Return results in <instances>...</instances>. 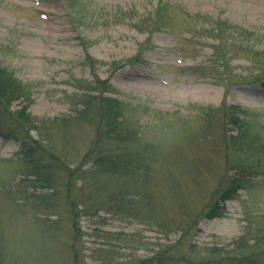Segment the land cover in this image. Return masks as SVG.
<instances>
[{
  "label": "rangeland",
  "instance_id": "rangeland-1",
  "mask_svg": "<svg viewBox=\"0 0 264 264\" xmlns=\"http://www.w3.org/2000/svg\"><path fill=\"white\" fill-rule=\"evenodd\" d=\"M0 67L23 89L0 100V264H264V0H0ZM97 80L122 136L84 109ZM226 106L260 154L230 142Z\"/></svg>",
  "mask_w": 264,
  "mask_h": 264
},
{
  "label": "trees",
  "instance_id": "trees-1",
  "mask_svg": "<svg viewBox=\"0 0 264 264\" xmlns=\"http://www.w3.org/2000/svg\"><path fill=\"white\" fill-rule=\"evenodd\" d=\"M259 82L264 83V81ZM97 83L98 84L94 86L90 85V87H88L87 90L91 92V94L89 93L83 102L84 109L87 111V114H95V116L97 117L98 130L101 133L107 132L111 136H122V104L114 98L104 96V93L107 92V90H105L104 92L101 91L104 88V85L107 86L105 82L97 80ZM22 92L23 89L17 79H15V77L11 73L7 72L4 68L0 67V100L10 103L23 99ZM95 92L98 93V95L93 94ZM19 114L26 124H31L32 120L29 117L30 115L26 113L25 110H22ZM240 114H243L241 108L232 106H226V108L224 107V115L227 118V122L230 121V124L235 126L237 128V131L239 130V132H237L235 136L229 137L230 142L241 153L245 152L246 154L252 155L260 154V152H262L260 143L259 141L254 140V138L251 139V137H248L249 131L247 128H245V122L243 121V119H241ZM83 116L88 117V115L86 114H83ZM39 150L41 151V147L37 144V142L34 141V143H31L27 140L26 137L22 139L21 152L26 156V158H30V162L32 163V167L30 168V170H32L33 175L36 177L41 176L42 171L45 169V167H43L42 165L41 160L37 158V156L39 155ZM110 157L106 156V154H104V156L100 154V156L97 157V159L95 160V164L99 168L98 171L111 172L120 168L117 160L111 159ZM244 172L245 171L241 172L240 170L239 172H236V174L232 177L226 179V186L220 192L219 197L211 205V208L206 215L207 219L212 220L221 217L224 214L226 202L233 199L236 194H238V191L242 189L245 182V177L246 179H248L247 173ZM250 178L251 176L249 177V179ZM176 261V257L171 258L169 261L167 259H159L156 257L141 264H174V262ZM240 264L258 263H256V261L250 260L249 262H246L245 260L241 261Z\"/></svg>",
  "mask_w": 264,
  "mask_h": 264
}]
</instances>
